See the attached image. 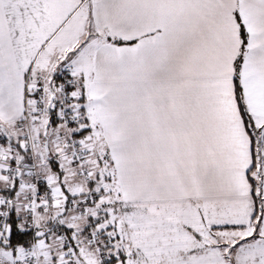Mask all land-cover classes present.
I'll use <instances>...</instances> for the list:
<instances>
[{
    "label": "snow or ice",
    "instance_id": "obj_1",
    "mask_svg": "<svg viewBox=\"0 0 264 264\" xmlns=\"http://www.w3.org/2000/svg\"><path fill=\"white\" fill-rule=\"evenodd\" d=\"M0 264H264V0H0Z\"/></svg>",
    "mask_w": 264,
    "mask_h": 264
}]
</instances>
